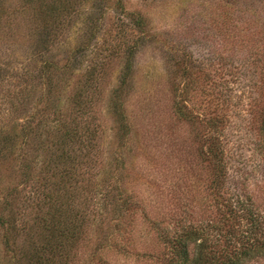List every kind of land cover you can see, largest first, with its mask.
I'll list each match as a JSON object with an SVG mask.
<instances>
[{"label":"rangeland","instance_id":"rangeland-1","mask_svg":"<svg viewBox=\"0 0 264 264\" xmlns=\"http://www.w3.org/2000/svg\"><path fill=\"white\" fill-rule=\"evenodd\" d=\"M76 104L91 147L71 148L83 165L61 200L91 214L69 264H168L161 234L179 235L181 221L214 239L228 218L264 243V0H0V137L12 139L0 148V216L13 189L29 196L22 171L39 170L43 140ZM24 210L13 247L0 230V264H30Z\"/></svg>","mask_w":264,"mask_h":264},{"label":"trees","instance_id":"trees-1","mask_svg":"<svg viewBox=\"0 0 264 264\" xmlns=\"http://www.w3.org/2000/svg\"><path fill=\"white\" fill-rule=\"evenodd\" d=\"M143 21V18L140 17L135 21L139 29L144 27ZM140 32L144 34V30H140ZM75 108L74 112L77 117L73 119L72 123H64L61 127L58 125L55 130H51L52 136L43 140L42 147L49 155L39 170L35 173L26 167L22 171L24 185L31 188L29 196L26 198V193L23 194L22 191L17 190V192L16 189H13L10 201L7 198L3 201L4 214L0 216V230H3V244L7 248L13 247L16 236L20 232L23 233L25 227L23 219L26 218L24 209H33L31 212L32 224L26 232V235L31 234L33 238L29 241L30 264H69L71 262L70 254L76 248L79 235L89 221L87 217L91 214L90 212L85 214V212L76 209L77 211H74L73 214L69 208L71 204L65 203L71 200H61L64 179L69 178L67 181L70 182L74 179L75 172H78L79 176L78 167L81 168L83 165L80 161L72 160L71 148L80 141H83V150L91 147V142L88 143L84 138V136L88 137L89 128H91V125L84 120L87 112L80 104H76ZM184 108L186 109V107ZM179 111L184 113L181 108ZM214 122H218V119L215 118ZM262 130L264 137V129ZM59 131H62V135L59 134ZM0 138V148H2V144L12 142L8 135ZM222 147L223 144L219 142L218 138L211 139L206 153L207 159L213 166L212 184L215 185V189L220 185V171L224 166ZM56 157L63 164L58 165ZM78 179L76 178L75 183H78ZM122 202L124 203L123 212L133 214L134 211L131 210L135 209V205L129 204L127 198ZM84 207L87 208V205L84 204ZM117 211L121 219L125 217L126 214L123 216L122 210ZM251 216L253 217V214ZM220 221L219 225L212 224L214 227L212 229L217 232L214 239L210 238L205 226L186 225L187 223L185 224L183 221L180 224V234L174 238H165V235L161 234L163 243L169 249L168 259L166 258L168 264H243L251 257L258 254L264 255L263 242L253 240L252 244H249L248 236L236 235L234 226H228V218H221ZM155 223L157 229L162 224L158 221ZM92 224L94 222L90 223V225ZM223 224L227 226L225 232L221 229ZM128 245L132 247L131 243ZM128 245L122 247L127 248Z\"/></svg>","mask_w":264,"mask_h":264}]
</instances>
